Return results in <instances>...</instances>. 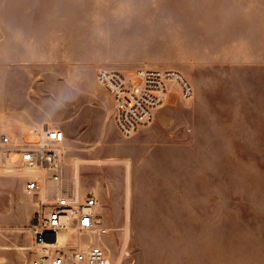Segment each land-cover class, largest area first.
<instances>
[{"label": "rangeland", "instance_id": "obj_1", "mask_svg": "<svg viewBox=\"0 0 264 264\" xmlns=\"http://www.w3.org/2000/svg\"><path fill=\"white\" fill-rule=\"evenodd\" d=\"M147 69L193 96L124 136L97 75ZM0 116L65 128L115 264H264V0H0ZM35 203L0 177V264H30Z\"/></svg>", "mask_w": 264, "mask_h": 264}, {"label": "built area", "instance_id": "obj_2", "mask_svg": "<svg viewBox=\"0 0 264 264\" xmlns=\"http://www.w3.org/2000/svg\"><path fill=\"white\" fill-rule=\"evenodd\" d=\"M97 80L113 99V119L124 136L153 121L174 84L184 99L193 96L192 87L173 71L147 69L133 76L100 71ZM28 134L39 140L27 143L12 136L0 119V177L16 176L24 193L36 198L28 228L30 264H115L103 240L108 228L101 202L81 189L75 169L66 160V132L47 127Z\"/></svg>", "mask_w": 264, "mask_h": 264}, {"label": "crops", "instance_id": "obj_3", "mask_svg": "<svg viewBox=\"0 0 264 264\" xmlns=\"http://www.w3.org/2000/svg\"><path fill=\"white\" fill-rule=\"evenodd\" d=\"M0 119L4 122V124H5V127H6V129H7V131L9 132V133H11V134H13V133H15L16 134V132H14V130H12L9 126H8V123L0 116ZM9 122V121H8ZM20 125H16L15 127L16 128H18ZM52 128V127H51ZM19 129V128H18ZM63 129V128H62ZM63 130H65V128L63 129ZM24 131H26V130H24ZM28 132L29 131H27L26 133H24L23 134V132H22V134L20 133V136L22 137V138H24L27 134H28ZM12 136H14V135H12ZM16 136V138H18V139H20V136L19 135H15ZM14 136V137H15Z\"/></svg>", "mask_w": 264, "mask_h": 264}, {"label": "bare ground", "instance_id": "obj_4", "mask_svg": "<svg viewBox=\"0 0 264 264\" xmlns=\"http://www.w3.org/2000/svg\"><path fill=\"white\" fill-rule=\"evenodd\" d=\"M76 174H77V178H78V182H79V186H80V181H79V172H78V169L76 170Z\"/></svg>", "mask_w": 264, "mask_h": 264}]
</instances>
